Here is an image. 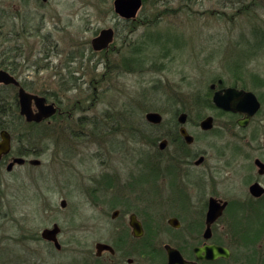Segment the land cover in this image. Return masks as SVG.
<instances>
[{
	"label": "rangeland",
	"instance_id": "obj_1",
	"mask_svg": "<svg viewBox=\"0 0 264 264\" xmlns=\"http://www.w3.org/2000/svg\"><path fill=\"white\" fill-rule=\"evenodd\" d=\"M144 1L136 19L125 23L115 15L113 0H0V20L30 13L34 26L32 34L4 42L0 32V63L13 67L27 92L55 102L61 111L35 128L25 144L17 137L29 131L10 120L17 129H10L13 151L27 145L38 154L28 158L40 165L15 166L9 173L7 162L0 166V264H51L52 254L39 239L54 222L77 236L82 229L94 251L111 225L124 221L110 220L117 203L111 200L112 173L126 188L132 174L142 172L144 164L150 167L153 191L143 203L164 224L174 215L182 225L197 219L212 189L238 198L246 193L238 176L226 182L220 177L216 185L198 190L185 168L183 181L173 183L161 174L174 149L159 151L158 145L163 136H173L176 111L188 114L192 149L206 150L209 163L235 147L256 145L247 142L254 124L244 132L221 130L226 119L205 103L210 84L219 78L231 83L234 71L252 76L254 81L242 80V86L264 95L255 85L264 77V0ZM109 28L115 30L112 41L94 51L92 39ZM137 56V68L130 67ZM15 95L10 87L0 88L5 109ZM148 112L159 113L161 125L151 127L144 117ZM204 115L217 118L205 135L194 127ZM173 191L187 196L183 209L162 204Z\"/></svg>",
	"mask_w": 264,
	"mask_h": 264
},
{
	"label": "flooded vegetation",
	"instance_id": "obj_2",
	"mask_svg": "<svg viewBox=\"0 0 264 264\" xmlns=\"http://www.w3.org/2000/svg\"><path fill=\"white\" fill-rule=\"evenodd\" d=\"M45 1L43 0V2ZM9 7L12 6L9 5ZM14 7L12 8L15 9L16 7ZM15 10L18 11L19 9ZM29 16L30 13L25 15L20 12L18 18H1L0 32H2L3 42L13 39V36L32 34L34 26H30L29 21L33 20ZM120 20L125 23L128 22L123 19ZM113 32L115 36V30ZM3 71L18 81L20 86L25 89L14 70L3 68ZM232 74H235V76L231 77V83L219 78L210 84V96H208V100L206 99L207 104L211 105L209 109L215 115H220L226 119L225 123L220 126L221 130L238 129L244 132L254 124L255 127L251 132L250 139L247 137V142L252 141L256 145L235 147L228 155L227 152H223L227 157L220 156L218 162L209 163L211 156L208 157L206 150L192 149L195 143V136L186 128L188 114L179 112L174 115L176 116V122L173 126V136H163L158 145L159 151H165L171 146L174 149L173 153L166 155L165 166L161 175L163 177H171L174 183L180 181V179L183 181L180 177L181 171L185 169L187 171L191 170L193 173L192 186L198 190L216 185L220 177L225 180L223 182H226L232 176H238V180L246 187V193L241 198H238L231 192L220 193L212 189L205 195V200L203 199L200 209L197 211V219H193L188 225H182L179 218L174 215L170 216L164 224L158 218L157 220L154 219L152 213L143 203L146 201L147 195L151 197L153 191L152 185L155 172L153 174V170L150 167L144 164L142 172L132 174L133 176L126 184V188L119 187L118 174L112 173L111 178H109L112 185L110 184L109 188L113 190L111 200L117 203L110 214V220L114 222V220L122 217L124 219L122 225H111L109 236L96 242L94 251H91L87 248L86 238L84 234L82 235L84 233L82 229H80L81 231L79 230L80 235L77 236L76 233L63 231L58 223H52L51 228L47 227L42 229V231L52 229L57 225L59 230L55 235L56 243L43 238L41 235L42 231L40 232L41 239H39L43 241V244L46 245L52 254L51 264H169V249L177 251L182 261L188 264H264V222L262 221L264 218V95L242 86V80L254 81L252 76H247L245 71H234ZM259 79L255 81V85L259 86L257 89L262 90L264 89V77ZM3 87H10L17 91V87L13 84H1L0 88ZM229 88L251 92L259 102L258 111L243 126L239 123L246 118L245 113L226 111L217 108L213 103L215 93L223 96L225 90ZM13 101L16 104V109H18V115L21 116L17 95ZM47 103H54L57 109L52 117L61 114L60 108L55 102L47 101ZM4 104H6L5 100ZM32 109L37 112L34 105ZM182 114L186 115L183 124L178 122V118ZM207 118H211L210 128L203 130L201 123ZM198 119L194 122V127L199 128L200 133L205 135L214 130L217 123V118L214 115H204L202 119ZM162 121L163 118L159 124L146 122L151 127H157L161 125ZM181 128H184L187 135L193 139L190 144L181 135ZM3 131H7L9 134L10 152L2 157L0 166L5 162L8 165L13 158H24L25 163L23 165L28 164L31 158L18 156L17 152L13 151L14 137L11 131ZM244 138L246 139V137ZM161 143H163L162 149L160 148ZM199 159L201 161L196 163ZM255 184L258 185L259 191L261 190L258 195H254L250 191L251 186ZM104 195L99 194V198ZM171 197L170 200L164 201L162 204L170 203L169 205L172 207L180 206L181 209L186 206L185 199L187 196L179 193V191L178 193L173 191ZM210 199H215L220 204L226 203V206L219 218L208 226L206 216ZM138 207L142 208L138 209ZM188 213L186 214L190 217ZM131 217H134V220L139 223V235L135 234L136 230L130 224ZM171 219L176 220V226L170 223ZM208 228L210 234L205 236ZM99 244L102 247L97 249ZM204 245L226 249L228 252L227 256H220L216 259H198L195 249ZM181 259L177 258L178 261Z\"/></svg>",
	"mask_w": 264,
	"mask_h": 264
},
{
	"label": "water",
	"instance_id": "obj_3",
	"mask_svg": "<svg viewBox=\"0 0 264 264\" xmlns=\"http://www.w3.org/2000/svg\"><path fill=\"white\" fill-rule=\"evenodd\" d=\"M143 5L142 0H113V11L120 19L126 21H134L141 10ZM114 37V32L112 29L101 30L100 33L92 39L91 47L94 51H101L105 49ZM1 84H13L17 87V98L19 104V113L22 117L25 118V121L28 123H41L53 115H55L57 109L54 103H47V100L44 96H39L31 94L23 89L19 82L11 77L7 72L0 70V85ZM213 103L217 108L226 110V111H239L245 113L246 118L244 121H241L239 124L243 126L249 118H251L259 109V102L255 95L251 92H245L243 90L235 89H226L225 94L221 96L219 93H215L213 96ZM37 109V112H34L32 107ZM162 116L157 112H148L145 114V120L151 124H159L161 122ZM186 115L182 114L178 118V122L183 124L185 122ZM211 118L205 119L201 123V128L203 130H208L210 128ZM181 135L185 138L187 143H191L193 139L187 135L184 128L180 130ZM160 148H163V143L160 144ZM10 152V137L7 131H0V161L3 156L7 155ZM199 159L196 163H199ZM25 163L24 158H13L11 162L6 166V171H12L14 166H22ZM28 164L31 166H39L40 160L31 159L28 161ZM251 193L254 195L260 194L258 185H253L250 188ZM65 206V201L61 202V207ZM226 203L220 204L215 199L209 200L208 213L206 216L208 226L213 223L224 210ZM170 223L176 226V220L171 219ZM131 226L134 227L135 234L139 235V223L134 220V217H131ZM59 228L55 225L52 229H45L42 231L41 235L43 238L53 241L56 243L55 235L57 234ZM209 228L205 233V236H208ZM102 247L101 244L97 245V249ZM107 247V246H104ZM227 250L218 248L215 246L204 245L195 249V254L198 259H216L220 256H227ZM169 264H188L182 261L181 256L177 251L168 250ZM181 259L180 261L177 260Z\"/></svg>",
	"mask_w": 264,
	"mask_h": 264
},
{
	"label": "trees",
	"instance_id": "obj_4",
	"mask_svg": "<svg viewBox=\"0 0 264 264\" xmlns=\"http://www.w3.org/2000/svg\"><path fill=\"white\" fill-rule=\"evenodd\" d=\"M144 0H143V4H144ZM133 22V21H128V23ZM155 37H151V41L154 40ZM156 39V38H155ZM169 40H172L171 38H168ZM174 43L176 42L175 40H172ZM139 57L137 56L136 59V63L131 62L130 63V67L137 66V62H139ZM0 68H4V69H10L11 71H13V67H11V65L9 63H0ZM137 68V67H136ZM22 86L28 90L25 86V84L23 83ZM210 96V95H208ZM16 98V95L14 97V100ZM3 102V101H2ZM14 101L10 102L8 104L7 110L4 108L3 103L0 102V118L2 119L3 123H0V130H10L11 125L16 121L18 127H22V128H26V130H28V133H25V135H21L17 137L18 143L20 144H25V143H29L32 138L33 135H36V129L37 127L40 126L41 123L36 124V123H27L25 122L24 118L18 115V109H16V104L13 103ZM207 108H210L211 105L207 104V102L205 103ZM176 114L178 113L177 111L175 112ZM55 117V116H54ZM13 120L14 122L11 124L10 120ZM17 129H12V131L16 132ZM14 140H16L14 138ZM25 140V142H24ZM30 145V144H28ZM32 148V147H31ZM18 156H24V157H29V156H35L38 155L36 151H32L30 149H28V146L26 145L25 147H18L17 151H16Z\"/></svg>",
	"mask_w": 264,
	"mask_h": 264
}]
</instances>
